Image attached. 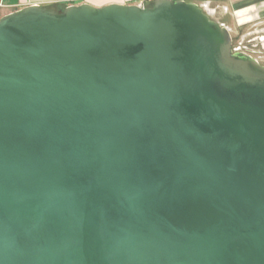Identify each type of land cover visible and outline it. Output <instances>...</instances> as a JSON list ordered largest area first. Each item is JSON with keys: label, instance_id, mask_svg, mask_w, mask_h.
<instances>
[{"label": "water", "instance_id": "obj_1", "mask_svg": "<svg viewBox=\"0 0 264 264\" xmlns=\"http://www.w3.org/2000/svg\"><path fill=\"white\" fill-rule=\"evenodd\" d=\"M195 1L0 17V264H264V64Z\"/></svg>", "mask_w": 264, "mask_h": 264}, {"label": "crops", "instance_id": "obj_2", "mask_svg": "<svg viewBox=\"0 0 264 264\" xmlns=\"http://www.w3.org/2000/svg\"><path fill=\"white\" fill-rule=\"evenodd\" d=\"M154 0H0V17L31 4H40L53 9L63 8L71 4L87 2L101 7L110 3L142 4L149 6ZM201 4L209 1L215 10L207 13L211 18L226 26L231 34L240 35L242 24L248 23V32L255 35L264 33V0H187ZM261 26V27H260ZM243 34V33H242ZM252 37V36H251ZM250 37V38H251ZM264 46V45H263Z\"/></svg>", "mask_w": 264, "mask_h": 264}, {"label": "built area", "instance_id": "obj_3", "mask_svg": "<svg viewBox=\"0 0 264 264\" xmlns=\"http://www.w3.org/2000/svg\"><path fill=\"white\" fill-rule=\"evenodd\" d=\"M142 5V4H141ZM200 7L207 13L210 10H215L209 1L199 4ZM246 34H240L236 42L233 41L232 49L234 51H243L252 55L260 63L264 64V47L260 45H253L251 38H245Z\"/></svg>", "mask_w": 264, "mask_h": 264}, {"label": "rangeland", "instance_id": "obj_4", "mask_svg": "<svg viewBox=\"0 0 264 264\" xmlns=\"http://www.w3.org/2000/svg\"><path fill=\"white\" fill-rule=\"evenodd\" d=\"M249 24L247 23H243L241 26H242V31L240 32V34H245L246 32H248V30H249V28L247 27ZM261 27V26H260ZM255 35H259V34H255ZM251 36H253V34L252 35H249V34H246V36H245V38H249V37H251ZM232 37H233V41L234 42H236L237 40H238V38H239V35L238 34H235V33H233L232 34Z\"/></svg>", "mask_w": 264, "mask_h": 264}, {"label": "flooded vegetation", "instance_id": "obj_5", "mask_svg": "<svg viewBox=\"0 0 264 264\" xmlns=\"http://www.w3.org/2000/svg\"><path fill=\"white\" fill-rule=\"evenodd\" d=\"M251 43L253 45L263 46L264 45V33L263 34H259V35H253L251 37Z\"/></svg>", "mask_w": 264, "mask_h": 264}, {"label": "trees", "instance_id": "obj_6", "mask_svg": "<svg viewBox=\"0 0 264 264\" xmlns=\"http://www.w3.org/2000/svg\"><path fill=\"white\" fill-rule=\"evenodd\" d=\"M63 8H64V7H63ZM63 8H57L56 10H57V11H62Z\"/></svg>", "mask_w": 264, "mask_h": 264}]
</instances>
